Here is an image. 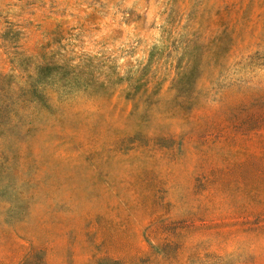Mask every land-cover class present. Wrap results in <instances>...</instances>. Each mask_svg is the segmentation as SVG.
I'll return each mask as SVG.
<instances>
[{
	"label": "rangeland",
	"instance_id": "1",
	"mask_svg": "<svg viewBox=\"0 0 264 264\" xmlns=\"http://www.w3.org/2000/svg\"><path fill=\"white\" fill-rule=\"evenodd\" d=\"M0 264H264V0H0Z\"/></svg>",
	"mask_w": 264,
	"mask_h": 264
}]
</instances>
